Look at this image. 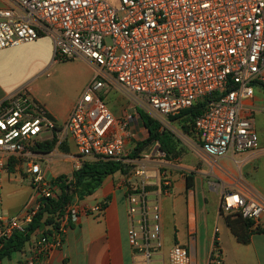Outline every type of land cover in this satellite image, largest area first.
Here are the masks:
<instances>
[{
    "label": "built area",
    "instance_id": "2783aa9c",
    "mask_svg": "<svg viewBox=\"0 0 264 264\" xmlns=\"http://www.w3.org/2000/svg\"><path fill=\"white\" fill-rule=\"evenodd\" d=\"M5 1L0 7V51L46 36L57 59H82L94 73L62 126L30 96L28 87L1 109L0 170L11 160L23 163L39 200L18 215L0 214V248L28 229L43 200L56 197L54 182L38 162L45 155L33 149L51 132L58 134V146L73 141L80 158L74 172L101 160L124 166L127 235L136 264H192L188 246L175 243L167 253L164 249L160 196L171 192L167 169L172 164L159 142L130 157L139 116L116 118L102 95L110 87L128 95L163 128L170 117L216 97L194 128L202 150L213 158L207 162L232 181L229 189L220 180V211L239 214L252 232H264V192L252 190L241 174H228L215 161L260 148L253 100L257 90L264 92V0H118L116 6L107 0ZM102 210L99 204L74 199L58 228L40 234L20 264H40L51 250L62 248L71 221ZM208 264H223L216 247Z\"/></svg>",
    "mask_w": 264,
    "mask_h": 264
},
{
    "label": "crops",
    "instance_id": "0c3cea01",
    "mask_svg": "<svg viewBox=\"0 0 264 264\" xmlns=\"http://www.w3.org/2000/svg\"><path fill=\"white\" fill-rule=\"evenodd\" d=\"M0 3H2L0 7L6 5L5 0H1ZM20 46L0 51V111L14 94L41 74V72H36L29 79V76L24 73L21 69L22 56L17 50ZM53 49L54 44L53 48L51 44L49 54ZM93 73L91 70V79ZM77 98L67 103L48 100H40V102L46 106L57 124L62 126L67 122ZM260 100H264L262 94H255L253 103L256 108ZM112 113L116 118L123 116H118L113 111ZM140 125L146 130L139 117L138 124L133 128L136 129ZM50 134L46 137L44 134L43 141H51L56 137L58 142V134ZM258 135L261 139L258 150L230 153L215 161L226 173L241 174L252 190L263 193L264 143L262 142L264 140L260 133ZM189 137L194 143L190 151V163L187 159L185 164H175L170 161L172 166H169L167 171L173 185L170 194L160 196L165 252L167 253L175 243H179L188 246L192 264H208L209 256L216 247L222 255L223 264H264V232H252L248 244H241L237 241L227 226L224 216L220 213L222 192L220 180H224L229 189L232 188V181L220 171L214 174L213 180L205 184L203 175L207 174L206 168L209 164L206 160L211 161L213 158L208 157L202 150L196 132ZM57 142L50 152L38 151L45 155L38 162L45 176L54 182L56 197L62 193L61 184L56 182L57 178L65 176V180H71L74 164L80 159L72 140L69 139L60 146ZM53 151L57 154L51 158L48 154ZM199 158L206 163L200 161L201 165L196 167L194 162H199ZM60 166H63V169H59ZM190 174H194V178H192V187L188 189L187 177H190ZM31 179L32 175L27 172V167L15 160L10 161L6 170H0V214L18 215L27 206L39 200L31 186ZM124 179L125 175L121 172L110 175L93 195L84 200L78 199L81 204L87 206L99 204L103 210L100 214L82 215L77 222L71 221L67 225L62 248L51 250L40 264H136L127 235L129 223ZM155 190L157 192L158 188ZM206 194L217 199L216 202L210 204L206 199L208 197ZM52 230L51 225L37 229L31 234L30 240L22 251L0 258V264H20L28 256L36 238L43 232H52Z\"/></svg>",
    "mask_w": 264,
    "mask_h": 264
},
{
    "label": "rangeland",
    "instance_id": "374dc122",
    "mask_svg": "<svg viewBox=\"0 0 264 264\" xmlns=\"http://www.w3.org/2000/svg\"><path fill=\"white\" fill-rule=\"evenodd\" d=\"M107 1H109L114 6H116L118 3V0ZM0 5H2V3H0ZM50 43L52 44L53 48V41L49 37L44 36L34 43H28L17 48L18 52H20V55L22 56L21 69L29 76V79L31 76L35 75L36 72H41V74L37 78L33 79V81L28 83L26 87H28L30 96L39 102L40 100L54 101L56 103L72 102L77 97L79 98V96L90 83L92 69L90 65L82 59H56L54 49L52 50V53L49 54V48L51 45ZM256 94H262V97L264 98V92L261 90H257ZM102 95L105 97L110 109L116 115H138L137 105L121 90L115 87L106 88L102 92ZM256 110L257 112L254 114L256 129L264 140V100L259 101L258 108H256ZM163 129L171 132V134H173L174 137L179 141L177 155L175 154V156L170 159L167 158V161H171L175 164H185L187 159L188 163H190V151L194 143L190 140V137L183 132L179 122L172 121L167 127H164ZM136 131L137 141H143L149 136V133L144 130L141 125L136 128ZM50 133L51 132H48L44 135V137L50 136ZM135 142L136 141L131 142L130 154L135 147ZM262 143H264V141ZM148 149L149 148L146 150ZM200 161L202 163H206L203 159L199 158V162L195 161L194 165L199 167L201 165ZM207 166V174L203 175L205 184H207L208 181L213 180L215 173L221 171L212 167L210 164H207ZM161 168L162 167L159 169L162 171L167 169ZM59 169H63V166H60ZM189 176L194 178V174H190ZM221 198L222 196L220 195V208ZM206 199L210 204H214L217 200L212 198V196H208ZM209 209H211L210 206ZM220 213L221 215L225 216L223 212L220 211ZM212 229H214V227Z\"/></svg>",
    "mask_w": 264,
    "mask_h": 264
},
{
    "label": "trees",
    "instance_id": "16d2710c",
    "mask_svg": "<svg viewBox=\"0 0 264 264\" xmlns=\"http://www.w3.org/2000/svg\"><path fill=\"white\" fill-rule=\"evenodd\" d=\"M212 99L196 103L191 108L183 110L179 115L170 117V122H179L183 132L191 136L195 132L194 123L196 118L202 114L208 103L214 101L216 97H212ZM137 113L148 131L149 136L143 141L135 142V147L130 157H138L140 153L150 148L154 142L160 143L161 150L165 152L167 158L170 159L175 154L177 155L179 141L174 135L167 130H163L162 126L143 110L137 108ZM56 142V137L51 141L36 142L33 149L36 151L46 150L50 152L56 145ZM117 172H126L121 163L111 160H101L84 163L79 170L73 173L72 180L69 184L65 183V176L57 178L56 182L61 184V195L43 200L42 208L28 229L25 232H16L10 239L3 242L0 248V258L9 257L12 253L22 251L26 243L30 240L31 234L37 229L45 225H51L53 229H57L61 218L65 214L66 206L69 203L73 202L76 198L84 200L86 197L93 195L103 185L104 180L108 176ZM191 187L192 177H187V188L190 189ZM224 218L237 241L241 244H248L252 235L250 223L244 220L239 214H228Z\"/></svg>",
    "mask_w": 264,
    "mask_h": 264
}]
</instances>
